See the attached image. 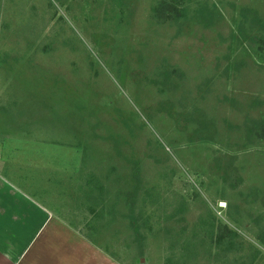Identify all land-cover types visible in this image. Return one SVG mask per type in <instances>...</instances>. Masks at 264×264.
<instances>
[{"label": "rangeland", "instance_id": "obj_1", "mask_svg": "<svg viewBox=\"0 0 264 264\" xmlns=\"http://www.w3.org/2000/svg\"><path fill=\"white\" fill-rule=\"evenodd\" d=\"M160 1L0 0V176L109 264H264V0Z\"/></svg>", "mask_w": 264, "mask_h": 264}, {"label": "crops", "instance_id": "obj_2", "mask_svg": "<svg viewBox=\"0 0 264 264\" xmlns=\"http://www.w3.org/2000/svg\"><path fill=\"white\" fill-rule=\"evenodd\" d=\"M57 218L25 194L10 187L0 176L2 262H39L40 259L44 260V254L54 246L56 253L61 256L58 264H64V258L73 257L77 258L76 264H109L108 258L98 253L94 256L93 247L74 226L66 225ZM30 254L31 259L28 257ZM55 261L56 258L47 256L44 264H56Z\"/></svg>", "mask_w": 264, "mask_h": 264}, {"label": "trees", "instance_id": "obj_3", "mask_svg": "<svg viewBox=\"0 0 264 264\" xmlns=\"http://www.w3.org/2000/svg\"><path fill=\"white\" fill-rule=\"evenodd\" d=\"M183 13L182 9H178L177 8V2L176 0H161L157 6L154 8L153 10V15L160 21H166L168 19H171L170 17L173 16L175 17V20L180 17ZM260 25H262L264 27V23L261 24V22H257ZM258 51H259V55L260 57H264V37L258 40ZM262 52V53H261ZM256 126H257V130H259L260 132V136L264 137V122H256ZM258 132V135H259ZM134 182L135 187L133 189L132 192L127 194L126 200H127V218L130 222V226H131V230L132 232L136 235L139 236V229L138 226L136 224V221L133 217V207H134V197L136 195V191H137V186L139 184V178L137 176V174L135 173L134 175ZM225 232H227L226 228H224ZM230 233H232L234 235V232L229 231ZM220 237L218 238L219 241ZM139 242V240H137Z\"/></svg>", "mask_w": 264, "mask_h": 264}]
</instances>
